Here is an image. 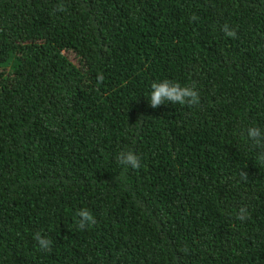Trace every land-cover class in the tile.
I'll use <instances>...</instances> for the list:
<instances>
[{"label": "trees", "instance_id": "trees-1", "mask_svg": "<svg viewBox=\"0 0 264 264\" xmlns=\"http://www.w3.org/2000/svg\"><path fill=\"white\" fill-rule=\"evenodd\" d=\"M165 79L200 103L152 108ZM250 127L264 0H0V264H264Z\"/></svg>", "mask_w": 264, "mask_h": 264}, {"label": "clouds", "instance_id": "clouds-1", "mask_svg": "<svg viewBox=\"0 0 264 264\" xmlns=\"http://www.w3.org/2000/svg\"><path fill=\"white\" fill-rule=\"evenodd\" d=\"M59 11H64L63 5L58 7ZM225 34L229 37L236 38V32L230 31L228 26L224 27ZM98 81L103 80V75L98 76ZM152 92L149 98V104L152 108H156L162 104H180L192 107L200 103L199 93L191 86H182L180 83H174L165 79L162 83H152ZM247 137L254 141L257 146L264 147V132L258 127H250L247 129ZM258 160L264 162V153L258 155ZM117 162L124 167H131L138 169L141 166L140 158L132 151H122L117 155ZM244 177L247 178L248 174L245 171ZM79 217L77 226L84 229L86 226H92L96 223L94 216L87 209H82L77 213ZM249 216L246 207H241L237 213V219L245 220ZM38 248L42 251H50L52 240L47 237H42L40 233L35 235Z\"/></svg>", "mask_w": 264, "mask_h": 264}]
</instances>
